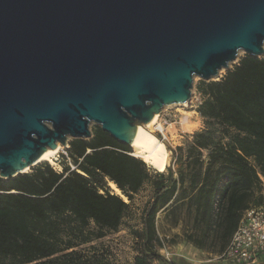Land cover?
I'll list each match as a JSON object with an SVG mask.
<instances>
[{"label":"water","instance_id":"water-1","mask_svg":"<svg viewBox=\"0 0 264 264\" xmlns=\"http://www.w3.org/2000/svg\"><path fill=\"white\" fill-rule=\"evenodd\" d=\"M263 43L264 0H0V178L90 122L129 146Z\"/></svg>","mask_w":264,"mask_h":264},{"label":"trees","instance_id":"trees-1","mask_svg":"<svg viewBox=\"0 0 264 264\" xmlns=\"http://www.w3.org/2000/svg\"><path fill=\"white\" fill-rule=\"evenodd\" d=\"M196 89L204 126L178 147L175 177L152 169L96 126L91 137L68 141L72 167L64 162L56 171L43 162L0 178V264H103L95 246L77 247L117 230L147 182L152 196L142 209L134 264L158 260L152 250L159 245L156 215L181 203L200 229L187 241L203 249L213 236L224 248L243 211L264 203V55L243 54L218 80H200ZM109 182L127 202L109 190Z\"/></svg>","mask_w":264,"mask_h":264},{"label":"rangeland","instance_id":"rangeland-1","mask_svg":"<svg viewBox=\"0 0 264 264\" xmlns=\"http://www.w3.org/2000/svg\"><path fill=\"white\" fill-rule=\"evenodd\" d=\"M243 54L242 51H239L237 58L229 65V68ZM224 72L225 70H221L213 80H218ZM200 80L197 76L193 77L189 103L184 106H164L157 114L156 124L153 128L154 135L159 136L168 151V162L163 172L167 174L171 172L174 177L180 154L178 147H184L185 143L191 139V134L204 126L201 117L196 112V108L202 100L201 94L196 89ZM158 124L162 130L155 129ZM96 126L98 125L93 122L88 125L91 132ZM70 139V137L67 138L65 146L59 144L61 148L55 156L57 166H52L56 171L61 170V164L64 162L72 167L66 154ZM181 153L183 154L184 150ZM107 186L113 192L108 183ZM262 193L264 194V188ZM151 196L152 189L150 183L147 182L134 195L117 230H105L101 238L93 239L91 243L80 245L77 249L85 250L89 246H95V252L101 254L103 264H134V256L139 254V242L136 236L142 226L141 213ZM155 228L159 245H156L152 250L159 257L158 260L152 261V264L169 263L171 260L176 264H231L217 258L224 248H219L218 241L213 240V236L207 239L203 249H198L187 241V235L199 234L200 229L194 227L193 212L186 204H179L173 212L159 211L156 215ZM90 229L96 230L93 224L90 225Z\"/></svg>","mask_w":264,"mask_h":264},{"label":"built area","instance_id":"built-area-1","mask_svg":"<svg viewBox=\"0 0 264 264\" xmlns=\"http://www.w3.org/2000/svg\"><path fill=\"white\" fill-rule=\"evenodd\" d=\"M264 186V178L260 176ZM264 257V203L243 211L228 243L217 256L231 264H259Z\"/></svg>","mask_w":264,"mask_h":264},{"label":"bare ground","instance_id":"bare-ground-1","mask_svg":"<svg viewBox=\"0 0 264 264\" xmlns=\"http://www.w3.org/2000/svg\"><path fill=\"white\" fill-rule=\"evenodd\" d=\"M186 104L187 103H183L180 105L184 106ZM156 119L157 114H155L152 120L148 123H142L136 126L135 135L130 142L129 147L132 149V154L134 156L142 159L147 165L156 171L162 172L168 162V151L164 142L154 135L153 128L155 127ZM155 129L162 130V127L158 124ZM60 148L61 146L58 143L54 149L47 148L35 162L23 171L29 172L32 167L42 162H47L51 166H57L55 156ZM108 185L114 193L120 194L119 189H117L114 183L109 182ZM122 198L124 201L126 200L124 196H122Z\"/></svg>","mask_w":264,"mask_h":264},{"label":"crops","instance_id":"crops-1","mask_svg":"<svg viewBox=\"0 0 264 264\" xmlns=\"http://www.w3.org/2000/svg\"><path fill=\"white\" fill-rule=\"evenodd\" d=\"M259 264H264V257L261 259Z\"/></svg>","mask_w":264,"mask_h":264}]
</instances>
